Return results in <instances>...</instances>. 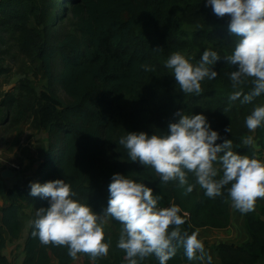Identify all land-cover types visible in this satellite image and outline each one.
Segmentation results:
<instances>
[{
    "label": "trees",
    "instance_id": "16d2710c",
    "mask_svg": "<svg viewBox=\"0 0 264 264\" xmlns=\"http://www.w3.org/2000/svg\"><path fill=\"white\" fill-rule=\"evenodd\" d=\"M22 11L17 6L11 10L9 5H0V23H12V17ZM58 13L72 15L79 34H68L50 43L54 38L46 30H29L34 38L32 49L24 48L41 61L46 86L39 87L35 78L27 75L18 80L19 95L7 94L2 100L3 106H9L8 113L17 109L15 122L32 121L35 127L49 132V145L38 167L39 181L64 178L71 182L77 198L102 212L107 206L111 178L121 172L145 180L160 192L161 206L179 204L187 213L181 227L189 233L200 227L230 225V197L226 190L223 196L212 199L197 185L185 195L176 181L160 183L154 169L128 160V150L118 144L127 131H147L150 135L166 131L169 122L177 119L175 113L182 110L205 113L222 137L233 140L234 150L253 154L251 147L242 142V137L251 134L244 124L247 114L242 111L248 104H243L241 110L239 99H228L233 91L228 73L233 67L223 58L218 61L215 68L220 75L211 81L205 79L204 91L197 96L181 91L174 74L165 66L168 56L177 50L194 61L206 48L222 56L230 53L236 38L228 31V15L218 17L206 0H62ZM56 53L60 54L61 68L55 75ZM3 70L0 67V73ZM57 86L68 101L59 95ZM251 87L250 83L245 85V91ZM230 124L233 134L224 132ZM255 137L259 145L255 155L264 157V126L256 129ZM110 154L112 165H102ZM4 168L0 162V196L5 195L9 201L0 208V264H10L1 253L7 241L5 233L18 239L24 209L33 206L32 221L36 209L47 206L48 200L31 196L30 190L22 186H8L2 176ZM189 181L194 182V177L190 175ZM259 202L257 198L255 210L244 214L249 239L241 245L217 246L221 264H258L264 260V219L259 209L264 210ZM113 220L120 231V222ZM24 252L23 264L74 261L65 246L41 244L32 235L31 226ZM124 256L116 261L105 258L96 264H126ZM141 264H158V260L150 256ZM168 264L201 262L189 261L183 248H179Z\"/></svg>",
    "mask_w": 264,
    "mask_h": 264
},
{
    "label": "clouds",
    "instance_id": "9594fccd",
    "mask_svg": "<svg viewBox=\"0 0 264 264\" xmlns=\"http://www.w3.org/2000/svg\"><path fill=\"white\" fill-rule=\"evenodd\" d=\"M206 4L218 17L228 15V31L236 38L231 52L222 56L206 48L194 61L177 50L168 56L165 66L181 91L198 96L204 91L205 79L220 75L215 65L223 58L234 69L228 73L233 89L229 101L249 104L264 96V0H206ZM249 83L252 87L245 91ZM175 116L166 131L122 135L118 144L128 150V160L154 169L160 183L176 181L185 195L197 185L212 199L226 190L233 209L242 214L254 211L257 198H264V157L255 155L259 148L255 131L264 126V103L257 104L244 119L251 134L242 137V142L253 150L251 156L234 150L233 140L222 137L205 113L178 110ZM224 132L233 134L231 124ZM190 175L194 182L189 181ZM29 187L31 196L48 200L30 221L32 235L43 245L65 246L73 260L81 253L92 261L109 254L111 239L105 238V226L113 218L121 224L116 247L124 251L126 264H141L150 256L158 264H168L179 248L189 261L213 264L199 229L191 233L182 229L187 213L175 202L161 206L163 196L145 180L114 173L102 212L77 198L71 182L64 178L30 181Z\"/></svg>",
    "mask_w": 264,
    "mask_h": 264
},
{
    "label": "rangeland",
    "instance_id": "374dc122",
    "mask_svg": "<svg viewBox=\"0 0 264 264\" xmlns=\"http://www.w3.org/2000/svg\"><path fill=\"white\" fill-rule=\"evenodd\" d=\"M7 1L10 4H7ZM12 1L16 4L12 3ZM0 5L3 6V8L6 5H9L11 10L15 6L23 8L24 10L18 15V17H12V23H0V67L4 69L3 72L0 73V121H4V119L9 117L10 122L14 123V117L16 115L15 110L17 109H14V113H12V111L11 113H8L9 106H3L2 100L5 99L7 94H11V96L19 95V78L29 75L35 78L39 87H45L47 84L46 78L41 76V61L34 57V55L27 54L28 51L24 49H32L30 43L34 41V38H32L33 34L29 30H46L49 32L50 37L54 38L50 41V43H57L58 39L64 37L65 35L79 33L76 27V20L72 17V15L69 14L64 17L62 16V13L61 16L58 13L62 7V0H0ZM0 16L2 15L0 14ZM1 18L3 17H0V20H2ZM53 60L54 72L56 75L61 68L60 54L56 53ZM57 88L59 95L68 101L69 98L64 93L63 89L60 86H57ZM260 103H264V96L258 97L254 102L249 103L248 106L244 105V108L242 104L240 109L242 110L243 108L242 111L248 115L251 110ZM24 122L26 121L22 120L20 122H15L14 125L20 126ZM30 122L32 123V121ZM102 165H112L111 154L102 161ZM262 213L264 215V211H262ZM202 233L203 231H200V235ZM105 234L106 239H111L109 254L106 257H99L95 261H92L89 259L88 254L81 253L79 255V259L74 260L72 264H96L105 258H109L113 261L122 258L124 256V251L116 247L119 230L116 228L112 218H109L108 223L105 226ZM6 237V245L1 249V253L8 257L11 264H23L25 257L24 244L26 238L23 236L13 243L9 236ZM214 240L215 239H212V241ZM8 241L10 243H8ZM17 244L19 245V250L16 252H20L21 255L15 257L12 256L11 251ZM258 264H264V260Z\"/></svg>",
    "mask_w": 264,
    "mask_h": 264
},
{
    "label": "crops",
    "instance_id": "0c3cea01",
    "mask_svg": "<svg viewBox=\"0 0 264 264\" xmlns=\"http://www.w3.org/2000/svg\"><path fill=\"white\" fill-rule=\"evenodd\" d=\"M9 119L8 117L4 121H0V162L4 165V169H11L13 171V175L4 179L10 187L18 185L30 189V181H39L38 167L49 145V132L45 128L35 127L30 121H26L20 126H15V122H10ZM259 199L260 206L264 208V198ZM8 204L7 197L1 195L0 208ZM32 211L33 206L24 209L23 227L19 238L24 236L27 239L28 237ZM230 212V225L223 228H199V235L200 231H203L200 236L204 239L206 248L210 250L213 256V264H221V257L217 249L220 243L240 245L249 239L245 226V215L233 209L231 203ZM259 213H262L260 209ZM261 217L264 219L263 213ZM5 234L8 236L7 233ZM18 239H12L11 241L15 243ZM212 239L215 240L212 241ZM8 243L10 242L8 241ZM17 250H19L18 244L12 248V256L17 257L21 255L20 252H16ZM55 261L56 259L53 258V262Z\"/></svg>",
    "mask_w": 264,
    "mask_h": 264
},
{
    "label": "water",
    "instance_id": "95a60500",
    "mask_svg": "<svg viewBox=\"0 0 264 264\" xmlns=\"http://www.w3.org/2000/svg\"><path fill=\"white\" fill-rule=\"evenodd\" d=\"M11 175H13V171H12L11 169H4V170L2 171V176H3L4 178L9 177V176H11Z\"/></svg>",
    "mask_w": 264,
    "mask_h": 264
}]
</instances>
